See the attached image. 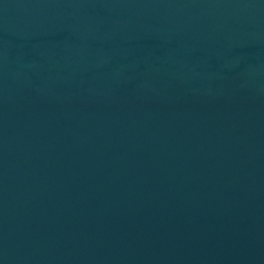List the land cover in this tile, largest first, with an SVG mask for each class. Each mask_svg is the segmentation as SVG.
Segmentation results:
<instances>
[{
    "label": "water",
    "instance_id": "1",
    "mask_svg": "<svg viewBox=\"0 0 264 264\" xmlns=\"http://www.w3.org/2000/svg\"><path fill=\"white\" fill-rule=\"evenodd\" d=\"M0 264H264V0H0Z\"/></svg>",
    "mask_w": 264,
    "mask_h": 264
}]
</instances>
